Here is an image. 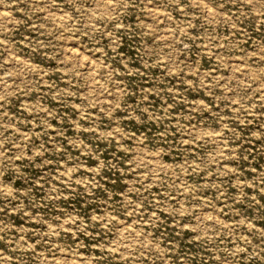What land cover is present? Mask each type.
<instances>
[{
	"label": "rangeland",
	"instance_id": "obj_1",
	"mask_svg": "<svg viewBox=\"0 0 264 264\" xmlns=\"http://www.w3.org/2000/svg\"><path fill=\"white\" fill-rule=\"evenodd\" d=\"M107 1L0 0V264H264V0Z\"/></svg>",
	"mask_w": 264,
	"mask_h": 264
},
{
	"label": "bare ground",
	"instance_id": "obj_2",
	"mask_svg": "<svg viewBox=\"0 0 264 264\" xmlns=\"http://www.w3.org/2000/svg\"><path fill=\"white\" fill-rule=\"evenodd\" d=\"M108 1H109V0H108ZM108 1H107V2H108ZM105 4H106V2H105ZM108 6L111 7V5H108ZM108 6H107V7H108ZM107 7H106V8H107ZM1 11H2V10H1ZM4 16H5V15H4ZM72 46H74V45H72ZM67 48H68V47H67ZM76 49H77V47L74 49V48H72L71 46H69V50H68V49H67V50H68V52H69L70 54H77V53H76ZM78 50H79V49H78ZM77 55H78V54H77ZM79 55H80V52H79ZM72 57H73V55H72ZM77 57H78V56H77Z\"/></svg>",
	"mask_w": 264,
	"mask_h": 264
}]
</instances>
